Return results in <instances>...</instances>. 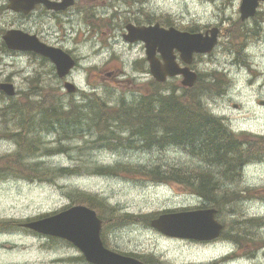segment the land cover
Masks as SVG:
<instances>
[{"label": "rangeland", "instance_id": "374dc122", "mask_svg": "<svg viewBox=\"0 0 264 264\" xmlns=\"http://www.w3.org/2000/svg\"><path fill=\"white\" fill-rule=\"evenodd\" d=\"M240 3L241 0H82L85 13L82 20L73 23L75 30L63 35L51 23L50 41L62 46L77 62L72 83L83 94L131 103L139 95L151 92L162 95L175 90L185 99L198 93L209 113L221 122L226 121V128L237 136L234 139L239 149L250 150L252 143L264 139V23L241 21ZM10 20L5 17L0 28L5 30ZM133 20H139L136 25L158 23L160 26H164L163 21H169L168 28L192 33L220 30L213 52L196 56L190 66L199 79L194 85L196 91L181 87L180 78L154 85L143 45L129 44L123 39L125 26L134 23ZM238 24L247 30L243 29L245 48L240 54L234 50L240 40L234 46L230 43V33L233 34ZM31 60L30 55L8 52L0 36V82L8 76L16 90L12 99L0 93V165L3 166L10 162L6 157L17 148L7 136L15 130L1 116L8 106L22 108L37 97L74 104H81L84 98L83 94L68 95L63 84L51 74L48 62ZM212 72L223 77L214 87ZM98 127L81 128L75 137L64 139L71 148L68 152L46 157L39 154L37 159L28 160L41 162L47 169L77 167L80 169L77 174L56 177L52 182L0 176V224H22L74 205L88 206L77 200V195L84 194L102 200L104 206L112 209H94L103 221L102 240L112 251L137 254L142 260L148 256V264H199L194 262L206 260L202 264H208L209 260L217 261L223 256L227 257L226 264H264V141L253 147L257 158L246 153L249 156L244 164L248 166L240 175L228 176L219 175L216 168L221 165L214 161V165H207L208 160L194 156L186 145L162 146L160 140L159 145L140 149L126 143L103 142V129ZM126 133H121L118 139L125 141ZM38 137L44 144L50 143L49 148L57 146L53 135L41 133ZM132 140L134 145L141 143V139ZM243 141L249 145L241 144ZM96 167L115 171L99 175L93 172ZM155 167L165 172L179 168L183 173L200 170L212 173L210 181L216 184L213 192L219 204L215 207L222 212L227 238L234 240L196 251L161 239L151 230L150 220L163 211L193 207L197 203L193 194H198L173 178L165 182L163 178L161 184L149 176L129 172ZM105 211L112 214L107 216ZM63 243L66 242L21 227L0 230V264H77V250Z\"/></svg>", "mask_w": 264, "mask_h": 264}, {"label": "trees", "instance_id": "16d2710c", "mask_svg": "<svg viewBox=\"0 0 264 264\" xmlns=\"http://www.w3.org/2000/svg\"><path fill=\"white\" fill-rule=\"evenodd\" d=\"M133 22L140 23L139 20H133ZM168 22L163 21L162 23L165 27H168ZM243 29L238 24V27L233 29V34L230 33V43L233 46L238 39L240 40L238 48L234 47L237 54H240L243 51L242 48H245L244 36L247 30L244 29V31ZM211 76L213 87L214 84L219 85L221 83L222 76L215 74V72H212ZM154 85L159 84L154 83ZM195 87L186 90H189V92L191 90L196 91ZM176 92L172 90L162 95L157 92L141 94L131 103H127L123 99L112 102L108 98V101H105L107 99L90 94L84 97L81 104L63 103L54 99L48 101V98L45 100L44 97H37V100L31 102V104L27 103L22 108L10 105L6 111L1 113V116L6 118L8 124H11V127L14 128V133L7 136L14 141L17 148L15 152L10 154V158L6 157L10 162L4 164L5 166L0 165V176L14 175L29 180L52 182L56 177L77 174L80 170L77 167L47 169L43 167L41 162H28V160L30 158L37 159L39 154L46 157L68 152L71 148L65 145L64 139L75 137V134H78L77 131L81 128L98 127L99 125L98 128L103 129L102 137L110 136L112 140L118 141L116 144L122 142L118 139L121 138V133L128 132L126 133L127 139L125 142L133 148H139V145L145 148L159 145L158 139L163 142L162 146L172 144L185 147L186 145L189 151L199 159H203L202 161L216 160L222 163L220 167L216 168L221 173H218L219 175L229 176L235 173L240 175V171L245 165L244 160H247L249 154L252 158H257L252 151L253 147L259 146L264 139L252 143L250 150L248 147L240 150L239 143L234 139L237 136L231 133L221 120L209 113L202 104V99L198 93L185 99ZM41 133L55 136L54 143L57 146L49 148L50 146L47 145L50 143L44 144L38 137ZM132 138L141 139L142 141L140 144L134 145ZM241 144L249 145L247 141H243ZM246 153L249 154L246 155ZM111 169L96 167L93 172L99 175H109L115 171V169ZM181 170L175 168L165 172V170L155 167L130 169L129 172L149 176L148 178L154 181H161L163 178H165L164 181L169 178L176 179V182L191 187L192 191H196L212 206H215L216 203L219 205L213 192L216 184L212 185L213 182L210 181L212 173L200 170L198 173L186 172L188 173L186 174ZM207 170L209 169L207 168ZM77 200L93 209L102 208L101 210H103L108 208L107 205L104 206L102 200L84 194L77 195ZM104 214L110 216L112 213L105 211ZM124 218L129 219V217ZM17 226V223L4 222L0 224V230L9 231ZM229 238L234 240L233 237ZM52 240L57 241V239Z\"/></svg>", "mask_w": 264, "mask_h": 264}, {"label": "water", "instance_id": "95a60500", "mask_svg": "<svg viewBox=\"0 0 264 264\" xmlns=\"http://www.w3.org/2000/svg\"><path fill=\"white\" fill-rule=\"evenodd\" d=\"M264 0H242L240 6L241 19L254 16L258 2ZM32 4L33 0H29ZM11 8L20 0H11ZM71 0L62 4H52L49 7L56 10L71 5ZM23 6V5H21ZM123 39L127 43L142 42L149 71L154 80L163 83L168 78L181 76V85L186 88L193 87L197 74L190 70L189 65L194 55L210 53L217 43L218 29L213 28L204 34L181 32L173 27L168 29L159 24L150 26H125ZM3 40L10 50L34 51L43 57L49 58L55 65L59 78H64L74 68L75 61L67 53L37 44L34 38L23 35L17 31H7ZM178 52L180 60L185 67L176 62ZM160 55V58L157 57ZM69 94L75 92L74 85H64ZM0 90L8 97L15 94L10 84H0ZM214 210L182 212L164 214L151 221V227L158 232L173 238L212 240L221 230V225L214 220ZM38 234L55 237L71 243L79 249L85 260L90 264H143L138 260L124 256L106 249L100 239L101 221L94 210L78 205L57 214L31 221L22 225Z\"/></svg>", "mask_w": 264, "mask_h": 264}, {"label": "flooded vegetation", "instance_id": "af4514ba", "mask_svg": "<svg viewBox=\"0 0 264 264\" xmlns=\"http://www.w3.org/2000/svg\"><path fill=\"white\" fill-rule=\"evenodd\" d=\"M22 3H17L14 7L16 9L11 8V0H0V24L2 20L5 17L10 18V23L6 24V29L5 30H15L19 31L23 34H26L30 37H33L36 41V43H40L46 46L50 47H55L59 48L65 52H67L62 46H60L58 43L53 44L50 41L51 37V27L50 24L53 23L54 26L57 28L59 33H62L63 35H66V33L69 30L74 31V26L73 23L77 22L79 20H82L84 17V9H83V4L82 0H72V5L70 7H67L65 9H60L56 10L54 8H50L49 6L52 4H62L65 0H33V3L31 4L29 0H20ZM23 5V6H21ZM264 7V2H261L257 5L255 14L253 17L243 20V21H260L264 23V11L262 8ZM262 10V11H261ZM242 21V20H241ZM4 29L0 28V36L5 31ZM8 50V49H7ZM10 50H8L9 52ZM13 53L17 54H22V55H30L32 57V60L34 61H44L48 62L49 65L51 66L52 69V75L54 78L57 79L59 83L64 84L65 81H70L72 83L73 78V73L69 74L67 79H59L56 74H55V69L52 63L47 59L43 58L40 55L33 53V52H21V51H11ZM31 60V61H32ZM110 76V75H108ZM12 78H9L8 76L5 77L3 82L0 83H11ZM12 84V83H11ZM81 91H79L80 93ZM140 149H145V147H141ZM216 165H222L219 161L216 160H208L207 165H214V162ZM223 180V179H221ZM220 180L219 184H222V181ZM227 181V180H226ZM195 195V194H194ZM196 204L188 208L187 210H205L209 207V205L205 204V201L199 198H196ZM223 207V206H222ZM178 211H185V210H176V211H169V212H178ZM166 212V211H164ZM221 210L220 212L217 210L215 213V220L219 223L222 224L223 230L219 234V236L213 240V241H207V240H195V239H177V238H170L167 236H163L160 233H157L154 231L161 239L170 241V242H175L174 244L181 245L183 244V247H186L188 249H195L196 251L200 250H205L207 247L211 246H218L221 245L222 243H225L227 241V235L225 233V227L224 223L221 220ZM133 226H137V224H133ZM221 242V243H220ZM66 245H69L68 243H63ZM189 245V246H185ZM182 246V245H181ZM133 256L137 258L138 260H142V257H139L137 254H126ZM78 257L76 258L77 264H88L84 261L83 256L78 253ZM148 256L143 257L144 262H146ZM226 259L227 257L223 256L222 258L217 259V261H208V264H226ZM220 260V261H218ZM207 261V260H206ZM206 261H200V262H194V263H199L202 264L203 262Z\"/></svg>", "mask_w": 264, "mask_h": 264}, {"label": "bare ground", "instance_id": "6f19581e", "mask_svg": "<svg viewBox=\"0 0 264 264\" xmlns=\"http://www.w3.org/2000/svg\"><path fill=\"white\" fill-rule=\"evenodd\" d=\"M229 130V129H228ZM231 133H233L231 130H229ZM234 134V133H233ZM140 147L139 148H141V145H139ZM241 172V171H240Z\"/></svg>", "mask_w": 264, "mask_h": 264}]
</instances>
